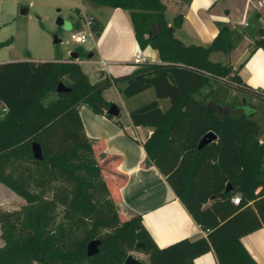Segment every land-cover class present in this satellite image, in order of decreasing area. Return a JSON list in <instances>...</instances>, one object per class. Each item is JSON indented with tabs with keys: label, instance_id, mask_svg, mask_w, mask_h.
Returning a JSON list of instances; mask_svg holds the SVG:
<instances>
[{
	"label": "trees",
	"instance_id": "obj_1",
	"mask_svg": "<svg viewBox=\"0 0 264 264\" xmlns=\"http://www.w3.org/2000/svg\"><path fill=\"white\" fill-rule=\"evenodd\" d=\"M84 1L127 11L139 48L156 50L160 63L143 62L129 75H102L93 84L70 57L0 63V184L25 202L17 211H0V264H124L133 251L148 264H194L207 252L217 264H256L240 239L264 227V94L228 63L210 60L228 55L238 34L221 25L207 46L184 45L160 0ZM257 32L249 54L258 48L264 54V30ZM192 74L202 88L210 86L207 94L181 86L179 77ZM59 84L69 91L57 92ZM111 87L125 99L153 92L151 101L129 111L133 125L153 128L142 144L145 165L164 177L205 238L158 248L140 215L119 217L78 114L86 105L113 119L102 96ZM220 89L228 113L207 104ZM229 89L243 100L226 102ZM252 99L260 103L253 106ZM208 132L216 139L198 149ZM34 143L41 159L32 155ZM92 240L100 241L98 253L87 256Z\"/></svg>",
	"mask_w": 264,
	"mask_h": 264
},
{
	"label": "crops",
	"instance_id": "obj_2",
	"mask_svg": "<svg viewBox=\"0 0 264 264\" xmlns=\"http://www.w3.org/2000/svg\"><path fill=\"white\" fill-rule=\"evenodd\" d=\"M160 1L165 6L164 18L168 26L171 27L175 17L182 16L180 29L173 30L174 36L184 45L207 46L217 35L221 25L236 32L238 45L228 55L222 54L226 58L219 59L218 54H212L210 60L228 63L237 71L246 86L261 90L264 94L263 51L258 48L249 54L253 42L258 38L257 31L264 30V0ZM80 4V10L85 12L90 10L92 12L87 11L89 16L94 17L90 36L85 43L87 47H82L88 55L75 61L90 83L99 81L102 75L108 77L129 75L143 62L160 63L156 50L150 47L143 50L139 48L127 11L94 5L84 0H80ZM251 15H256L252 29L248 23ZM82 24L78 19L71 21L72 29L79 28ZM233 54L234 59L231 61L229 58ZM28 60L34 61L31 58ZM100 61L104 62L103 71L99 70ZM92 66H97L95 71ZM93 71L99 75H94ZM93 76L95 82H92ZM179 79L184 88L199 89L202 85L196 74ZM214 88L215 86L211 89ZM111 89L124 106V113H121L115 104L119 109V115L113 119L95 114L86 105L78 107V114L84 132L94 146L98 163L103 168L104 180L110 189L119 217L128 219L131 215H140L142 225L158 248L167 247L182 239L205 238L206 233L192 220L164 177L154 166L145 165L142 144L153 128L149 125H133L129 111L142 104L127 105V102L148 90L125 99L115 87H111L102 93L103 98L111 104L115 102L106 96V92ZM200 90L207 94L210 86L201 87ZM220 90L214 101L206 98L207 104L220 112L228 113L229 108L221 106L225 93ZM233 98L243 100V95L229 89L226 102ZM253 100L260 103L257 99ZM263 141L264 136L260 138V142ZM240 242L256 264H264V227L243 236ZM193 263L217 264V261L212 252H207L195 258Z\"/></svg>",
	"mask_w": 264,
	"mask_h": 264
},
{
	"label": "rangeland",
	"instance_id": "obj_3",
	"mask_svg": "<svg viewBox=\"0 0 264 264\" xmlns=\"http://www.w3.org/2000/svg\"><path fill=\"white\" fill-rule=\"evenodd\" d=\"M80 0H0V63L26 61H51L56 58H68L75 50L87 47L86 44L78 46L70 40L72 31L71 21L89 17L90 10H80ZM256 15L248 19L249 28L252 29ZM67 23L66 28L59 27L58 22ZM54 37L60 40L54 44ZM235 43L233 49L238 45ZM232 49V50H233ZM85 52V51H83ZM86 56L81 57V59ZM218 58L225 59L222 54ZM234 54L229 60L233 61ZM243 59V58H242ZM97 66H92L93 70ZM93 71V72H94ZM98 76L99 73H93ZM95 82V77H92ZM106 96L113 99L120 112L124 113V106L118 100L113 89L106 92ZM154 98L153 92L148 90L137 98L127 102L144 104ZM253 106L258 102L251 100ZM113 104V103H112ZM25 202L0 184V211L12 212L19 210ZM2 241L0 239V246ZM130 255L142 264H148V259L140 252L133 251Z\"/></svg>",
	"mask_w": 264,
	"mask_h": 264
},
{
	"label": "water",
	"instance_id": "obj_4",
	"mask_svg": "<svg viewBox=\"0 0 264 264\" xmlns=\"http://www.w3.org/2000/svg\"><path fill=\"white\" fill-rule=\"evenodd\" d=\"M181 23H182V16L178 15L177 17H175L172 20V25L171 28L174 30H178L181 27ZM59 27H63L66 28L68 26L67 23H64L63 21H59L58 22ZM60 40L57 39L56 37H54V44L59 43ZM91 56V55H89ZM69 57L72 58L74 61H76L78 59V54L73 51L69 54ZM57 92H68L69 89L66 88L64 85L59 84L57 86L56 89ZM107 115L111 116V117H118L119 115V109L115 104H111L110 107L108 108V110L106 111ZM216 139V135L213 132H208L206 135H204V137H202V139L199 141L198 143V149H201L202 147H204L206 144L210 143L211 141H214ZM32 155L34 157V159H41V151H40V147L37 144H32ZM230 190V185L228 184L226 187V191ZM100 245V241L99 240H92L87 244V248H86V254L87 256H93L96 253H98V247ZM142 244L137 243L135 245L136 248H140L142 247ZM124 264H142L141 262H139L136 258L132 257L131 255H129L125 261Z\"/></svg>",
	"mask_w": 264,
	"mask_h": 264
},
{
	"label": "built area",
	"instance_id": "obj_5",
	"mask_svg": "<svg viewBox=\"0 0 264 264\" xmlns=\"http://www.w3.org/2000/svg\"><path fill=\"white\" fill-rule=\"evenodd\" d=\"M93 23H94V17L89 16V17L85 18L84 23L79 28L72 29V31L70 32V40L74 44H77L78 46L85 44L87 42L88 37L90 36V30H91ZM99 64H100L99 70L103 71L104 70V62L100 61ZM2 111L5 112L6 109L3 108ZM232 202L234 204H238L239 197L234 196L232 198Z\"/></svg>",
	"mask_w": 264,
	"mask_h": 264
}]
</instances>
